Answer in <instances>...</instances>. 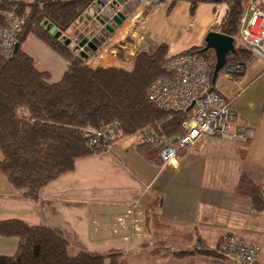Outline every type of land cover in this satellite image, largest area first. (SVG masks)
<instances>
[{
  "label": "trees",
  "instance_id": "16d2710c",
  "mask_svg": "<svg viewBox=\"0 0 264 264\" xmlns=\"http://www.w3.org/2000/svg\"><path fill=\"white\" fill-rule=\"evenodd\" d=\"M98 1L0 0V29L12 28L9 14L24 22L18 34L17 53L0 57V174L27 200L38 202L49 186L76 172L80 161L103 152L87 146L91 138L89 129L119 127L120 136L112 146L124 139H135L149 127L174 143L184 134L183 124L192 115V110H162L149 97L151 86L166 75L163 65L178 56H169L167 45H157L147 62H136L132 72L119 68L94 69L74 46L47 29L48 22L60 35L69 34ZM129 1L114 0L115 3ZM181 1L184 0H155V4H168L170 13ZM186 1L190 3L192 16L204 4L225 6L223 13L214 8L216 19L212 30L234 38L237 52L228 56L221 73H232L235 80L241 79L257 60L240 36V19L247 0ZM30 35L63 58L65 72L58 82H52L51 72L40 70L36 59L23 49ZM88 47L93 51L95 45ZM187 54L211 62L214 70L215 59L211 52L205 51V42L179 55ZM228 66L242 69L229 72ZM251 143V130L247 128L246 138L238 141L241 158L247 156ZM134 148L149 164L164 166L154 146L134 142ZM256 187L251 195L252 208L254 212H262L264 184ZM145 213L147 237L140 248L150 258L171 264H240L222 249L223 239L233 234H223L215 245L202 234L203 226L213 223L216 216V211L208 206H199L197 224L188 228L167 222L155 207L151 206ZM0 239L18 241L15 254H0V264H106L107 260L109 264H129L122 252L103 255L83 251L70 256L71 243L61 229L30 225L17 219L0 222Z\"/></svg>",
  "mask_w": 264,
  "mask_h": 264
},
{
  "label": "crops",
  "instance_id": "0c3cea01",
  "mask_svg": "<svg viewBox=\"0 0 264 264\" xmlns=\"http://www.w3.org/2000/svg\"><path fill=\"white\" fill-rule=\"evenodd\" d=\"M148 6L151 10L145 14ZM112 7H117L114 15L121 12L126 16L121 24L112 19ZM154 9L162 15L168 10V4L130 0L108 5L106 0H99L86 12L76 30L63 34L62 39L74 46L79 55L94 43V50L85 57L98 56L94 69L119 68L132 72L136 62H147L148 55L164 40ZM93 19L99 21L92 23ZM215 19L214 15L199 30L194 40L199 45L213 31ZM110 37V44L105 46ZM84 39L87 45L82 48L80 42ZM199 45L172 50L168 47L169 56ZM214 86L236 114L235 128L251 130L252 143L245 158L238 153V142L208 137L184 151L175 166L159 167L138 154L135 139H124L109 152L80 161L76 172L49 186L38 202L22 198L0 174V222L17 219L30 225L59 228L71 245L74 242L83 245L87 240L89 202L93 203L94 211L113 214L142 198L144 210L155 207L164 220L180 228L196 226L200 205L216 211L214 222L203 228L219 223L220 217L223 220L228 217L230 221L229 214L233 211H252V186L264 184V59H257L239 80L232 73H220ZM17 245L15 239H0V254H15Z\"/></svg>",
  "mask_w": 264,
  "mask_h": 264
},
{
  "label": "built area",
  "instance_id": "2783aa9c",
  "mask_svg": "<svg viewBox=\"0 0 264 264\" xmlns=\"http://www.w3.org/2000/svg\"><path fill=\"white\" fill-rule=\"evenodd\" d=\"M106 1L108 5L114 2ZM7 18L12 28L0 29V57L5 58L13 55L24 24L12 14ZM240 22L243 44L257 59H264V1L247 0ZM162 68L166 75L151 86L150 99L162 110H192V115L183 124L184 134L174 143L149 127L135 137L137 144L154 146L165 166H175L182 151L193 149L204 138L221 137L236 142L246 138L247 128H235L236 114L214 87L211 62L195 55H178ZM88 134L89 148L109 152L112 142L120 136V129L117 126L101 131L89 129ZM89 204L87 226L96 240L133 243L146 239V213L141 200L132 201L126 211L113 214L96 212L93 204ZM222 249L240 264H264V246L235 235L223 239Z\"/></svg>",
  "mask_w": 264,
  "mask_h": 264
},
{
  "label": "rangeland",
  "instance_id": "374dc122",
  "mask_svg": "<svg viewBox=\"0 0 264 264\" xmlns=\"http://www.w3.org/2000/svg\"><path fill=\"white\" fill-rule=\"evenodd\" d=\"M23 1L33 2L34 0ZM214 8L222 11V9H225V6L215 5L212 3L204 4L200 6L195 16H192L190 3L186 0L181 1L178 6L170 13L168 12V10H166V12L164 11L162 15H158L159 10L154 9L153 15H158L157 23H161V29L164 34V40L162 41V44L167 45L169 48H171V50L179 48L181 46L187 47L190 44L199 45L200 43H197L194 40L199 30L205 26L206 22L214 18ZM150 10L151 6H148L145 10V14L150 12ZM95 21L99 20L93 19L92 23H94ZM45 25L48 26V30L51 29V32L53 34H57L60 38L65 36L60 35L57 29L48 22ZM76 28L77 26L74 28L73 32L76 30ZM77 32L78 35L79 31ZM23 49L36 59L37 66L40 70H49L51 72L52 82H58L63 77L65 72L64 69L66 66L63 58L60 57L54 50H52L36 36L30 35L27 41L23 44ZM211 57L212 59H215L213 52H211ZM97 59L98 56L96 55L94 57L88 58L87 61L91 66H94L95 60ZM252 187L253 191H255V189L257 188L256 185ZM136 200H141L143 205L142 198ZM89 203H87L88 209L90 206ZM126 209H128V207ZM126 209L120 211L119 213L126 211ZM231 214H229V217L231 219L230 221H227L228 217H226L225 220L220 217L219 223L213 226H208L207 228H203L201 230L202 234L209 239L212 245H215L219 237L223 234L232 232L233 234H235V236L237 235V237H244L250 242L264 246V210L262 212H254L253 210H248L244 213L233 211V213ZM53 217H56V215L52 216V218ZM88 219L89 217L87 218V221ZM86 236L88 241L86 240L87 242H83L84 246L81 243L77 242H74L73 245H71L69 251L70 256H77L80 252L83 251H87L90 253H100L103 255L122 252L126 257H128L129 264H171L169 262H163L158 259L150 258L148 256V253L142 252L140 248L141 245L137 244L145 241L144 239L142 241L133 243L123 242L120 240L107 243L102 240H96L93 235H91V231L89 230L88 226L86 229ZM106 264H109V260L106 261Z\"/></svg>",
  "mask_w": 264,
  "mask_h": 264
},
{
  "label": "water",
  "instance_id": "95a60500",
  "mask_svg": "<svg viewBox=\"0 0 264 264\" xmlns=\"http://www.w3.org/2000/svg\"><path fill=\"white\" fill-rule=\"evenodd\" d=\"M116 8L117 7H112L111 14L114 15ZM112 19L119 22V24H121L123 21L126 20V16L123 15L121 12H118L116 15L112 17ZM107 30L112 31L110 27H107ZM204 42H205V51L213 52L215 56V68L213 72V84H215L219 74L227 66L228 56L231 54H235L237 52L235 46V40L234 38L222 34L220 32L210 31L207 34ZM86 45H87V39H84L81 42L80 46L83 48ZM19 48H20V44L17 43L13 55L17 53ZM85 51L86 52L81 53L80 56L86 57L87 56L86 53L90 51V48L86 46ZM241 69H242L241 67L228 66L229 72H235V71L239 72L241 71Z\"/></svg>",
  "mask_w": 264,
  "mask_h": 264
}]
</instances>
